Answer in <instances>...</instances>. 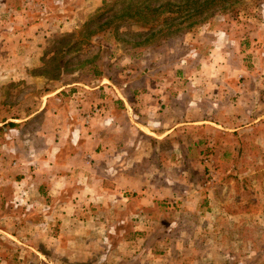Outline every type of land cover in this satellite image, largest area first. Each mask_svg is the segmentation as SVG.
<instances>
[{
    "label": "rangeland",
    "instance_id": "obj_1",
    "mask_svg": "<svg viewBox=\"0 0 264 264\" xmlns=\"http://www.w3.org/2000/svg\"><path fill=\"white\" fill-rule=\"evenodd\" d=\"M187 1L0 0V264H264V0Z\"/></svg>",
    "mask_w": 264,
    "mask_h": 264
},
{
    "label": "trees",
    "instance_id": "obj_2",
    "mask_svg": "<svg viewBox=\"0 0 264 264\" xmlns=\"http://www.w3.org/2000/svg\"><path fill=\"white\" fill-rule=\"evenodd\" d=\"M215 0H189L187 1V5L192 6V8H194L196 11L201 12L203 10H199V7H203L204 9L210 5L213 6L215 5ZM163 8L167 9V12L173 13L176 12L177 10H180L182 8L181 5H177L175 3H166L162 6ZM221 7H226L221 6ZM224 9V8H223Z\"/></svg>",
    "mask_w": 264,
    "mask_h": 264
},
{
    "label": "crops",
    "instance_id": "obj_3",
    "mask_svg": "<svg viewBox=\"0 0 264 264\" xmlns=\"http://www.w3.org/2000/svg\"><path fill=\"white\" fill-rule=\"evenodd\" d=\"M148 98L153 99L152 95H151V96H148ZM152 105H153V103H152L151 101H149L148 104H147V108H148L149 106H152ZM151 108H152V107H150V110H151ZM9 121H10V122H18V120H12V119H10ZM5 123L7 124L8 122L5 121ZM161 125H163V123H161ZM167 133H168V132H167ZM160 135H161V136H164V135H166V132H164L163 134H160Z\"/></svg>",
    "mask_w": 264,
    "mask_h": 264
}]
</instances>
